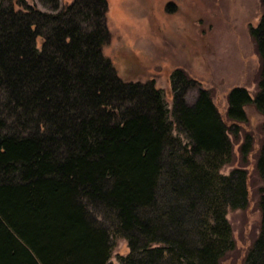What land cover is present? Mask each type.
<instances>
[{
    "label": "trees",
    "instance_id": "16d2710c",
    "mask_svg": "<svg viewBox=\"0 0 264 264\" xmlns=\"http://www.w3.org/2000/svg\"><path fill=\"white\" fill-rule=\"evenodd\" d=\"M38 2L0 0V264H113L118 237V264H220L235 248L227 213L248 204L246 106L264 133V12L256 89H230L223 118L208 89L186 101L181 68L170 105L153 79L118 75L107 0ZM241 137V165L222 173ZM255 170L261 219L242 264H264V139Z\"/></svg>",
    "mask_w": 264,
    "mask_h": 264
},
{
    "label": "rangeland",
    "instance_id": "374dc122",
    "mask_svg": "<svg viewBox=\"0 0 264 264\" xmlns=\"http://www.w3.org/2000/svg\"><path fill=\"white\" fill-rule=\"evenodd\" d=\"M29 1L45 9L38 0ZM71 1L60 0V4ZM107 5L110 40L103 53L124 80L153 79L170 105V75L181 68L195 80L185 92L186 101L193 103L200 89H208L223 118L230 89L242 86L250 93L256 89L260 62L250 28L264 12L261 0H107ZM245 111L248 121L240 124V135L248 133L254 140L243 166L248 172V204L227 213L235 248L220 264H242L260 226L257 203L261 181L255 159L264 139L263 116L252 105ZM241 139H233L235 159L221 169L222 173L241 165ZM128 251L126 240L115 238L110 261L118 264L119 257Z\"/></svg>",
    "mask_w": 264,
    "mask_h": 264
}]
</instances>
